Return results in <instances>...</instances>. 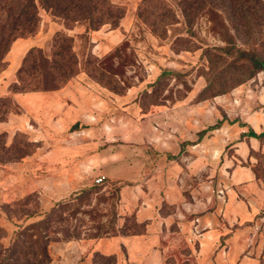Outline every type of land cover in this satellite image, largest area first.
<instances>
[{"label": "rangeland", "instance_id": "374dc122", "mask_svg": "<svg viewBox=\"0 0 264 264\" xmlns=\"http://www.w3.org/2000/svg\"><path fill=\"white\" fill-rule=\"evenodd\" d=\"M35 3L0 49V264H264V0H117L96 30Z\"/></svg>", "mask_w": 264, "mask_h": 264}, {"label": "trees", "instance_id": "16d2710c", "mask_svg": "<svg viewBox=\"0 0 264 264\" xmlns=\"http://www.w3.org/2000/svg\"><path fill=\"white\" fill-rule=\"evenodd\" d=\"M38 4L52 16L65 22L83 23L87 30H96L105 20L117 17V7L113 5L117 0H37ZM0 49L12 42L17 36L34 33L37 22V7L35 0H10L9 4L0 9ZM256 70L264 69L261 61L253 53L240 52ZM1 67V53H0ZM169 72H163L160 80ZM201 135V133H200ZM249 138H260L262 133L256 134L251 128L243 134ZM13 252L12 250L10 251ZM35 257V255H32ZM40 257H45V250H40Z\"/></svg>", "mask_w": 264, "mask_h": 264}, {"label": "crops", "instance_id": "0c3cea01", "mask_svg": "<svg viewBox=\"0 0 264 264\" xmlns=\"http://www.w3.org/2000/svg\"><path fill=\"white\" fill-rule=\"evenodd\" d=\"M74 188V184H68L67 185V187H65V186H61V188L59 189V192H55L54 190H53V192L52 193H50V194H55V195H57V196H61V195H67L68 193H70L71 191H72V189ZM49 197H50V195H49Z\"/></svg>", "mask_w": 264, "mask_h": 264}, {"label": "built area", "instance_id": "2783aa9c", "mask_svg": "<svg viewBox=\"0 0 264 264\" xmlns=\"http://www.w3.org/2000/svg\"><path fill=\"white\" fill-rule=\"evenodd\" d=\"M103 177H98L96 180H95V183L96 184H101L102 183V181H103Z\"/></svg>", "mask_w": 264, "mask_h": 264}]
</instances>
